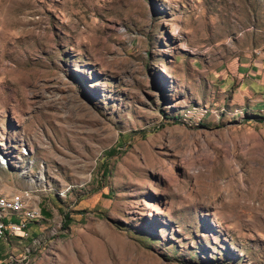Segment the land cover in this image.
Returning a JSON list of instances; mask_svg holds the SVG:
<instances>
[{
    "label": "rangeland",
    "instance_id": "1",
    "mask_svg": "<svg viewBox=\"0 0 264 264\" xmlns=\"http://www.w3.org/2000/svg\"><path fill=\"white\" fill-rule=\"evenodd\" d=\"M261 57L264 0H0V264H264Z\"/></svg>",
    "mask_w": 264,
    "mask_h": 264
},
{
    "label": "crops",
    "instance_id": "2",
    "mask_svg": "<svg viewBox=\"0 0 264 264\" xmlns=\"http://www.w3.org/2000/svg\"><path fill=\"white\" fill-rule=\"evenodd\" d=\"M233 76L239 80V89L237 88L239 91L236 92L237 89L232 91L233 96H231L230 99L233 100L236 96L235 100L237 101L230 102L229 107L234 108L235 110L237 109L236 114H244L246 111L248 116L260 117L259 113L256 112H264V57L247 64L238 63L237 67L228 69L223 73V76H221V80L225 82H223L222 86L227 84L226 80L229 77L233 80ZM256 85L259 86L258 89H255ZM223 92H225L224 89ZM9 211L8 213H4V220L7 225H10V223L17 222L19 221L18 219H21L20 216H17L12 211ZM48 215V212L41 208V219L39 221L46 219V216ZM39 221H34L40 226L35 232L31 230V225L29 223L27 228L28 237H15L10 233L4 239L0 240V260H2L3 256L5 255V250L7 249L6 243L8 242V239L9 244L13 243L15 240L18 241L19 244H24L33 235L38 234L41 230H43L41 224L38 223Z\"/></svg>",
    "mask_w": 264,
    "mask_h": 264
},
{
    "label": "built area",
    "instance_id": "3",
    "mask_svg": "<svg viewBox=\"0 0 264 264\" xmlns=\"http://www.w3.org/2000/svg\"><path fill=\"white\" fill-rule=\"evenodd\" d=\"M27 195L25 192L14 194L11 196L8 195H2V202L5 200H15L19 203H27ZM34 214L38 217L41 215V209L35 208ZM19 221L14 222V228L13 229H6V225H0V233H3V239L9 235L10 233H23V235L28 234L27 228H26V217L24 219H18Z\"/></svg>",
    "mask_w": 264,
    "mask_h": 264
},
{
    "label": "bare ground",
    "instance_id": "4",
    "mask_svg": "<svg viewBox=\"0 0 264 264\" xmlns=\"http://www.w3.org/2000/svg\"><path fill=\"white\" fill-rule=\"evenodd\" d=\"M11 207H13V209L16 212H19L22 210V205L19 202H14ZM21 219H24V217H26V228L29 225V222H31L33 219H36L38 216L34 214V212L29 211L26 214H22L20 215ZM0 225H6V229H13L14 228V223H10V225H7L5 220H4V213L2 212V210H0ZM15 236H23V233H11ZM3 239V233H0V240Z\"/></svg>",
    "mask_w": 264,
    "mask_h": 264
},
{
    "label": "trees",
    "instance_id": "5",
    "mask_svg": "<svg viewBox=\"0 0 264 264\" xmlns=\"http://www.w3.org/2000/svg\"><path fill=\"white\" fill-rule=\"evenodd\" d=\"M105 173V172H104ZM70 223V219H68V217H67V219H66V224L68 225Z\"/></svg>",
    "mask_w": 264,
    "mask_h": 264
}]
</instances>
